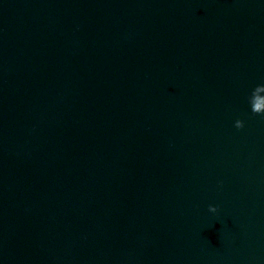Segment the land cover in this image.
<instances>
[{
  "label": "water",
  "instance_id": "95a60500",
  "mask_svg": "<svg viewBox=\"0 0 264 264\" xmlns=\"http://www.w3.org/2000/svg\"><path fill=\"white\" fill-rule=\"evenodd\" d=\"M257 85L264 0H0V264H264Z\"/></svg>",
  "mask_w": 264,
  "mask_h": 264
},
{
  "label": "clouds",
  "instance_id": "9594fccd",
  "mask_svg": "<svg viewBox=\"0 0 264 264\" xmlns=\"http://www.w3.org/2000/svg\"><path fill=\"white\" fill-rule=\"evenodd\" d=\"M260 88H264V85H257L253 91L252 94L249 98V105L251 108V111L255 115H264V98L259 97L257 95V90ZM235 127L237 129H242L244 127V122L242 120H236L235 121ZM210 211L216 212L217 209L216 207L210 206L209 208Z\"/></svg>",
  "mask_w": 264,
  "mask_h": 264
}]
</instances>
